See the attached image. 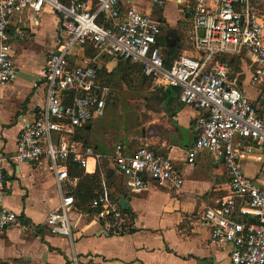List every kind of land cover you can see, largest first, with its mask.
<instances>
[{
    "label": "built area",
    "instance_id": "1",
    "mask_svg": "<svg viewBox=\"0 0 264 264\" xmlns=\"http://www.w3.org/2000/svg\"><path fill=\"white\" fill-rule=\"evenodd\" d=\"M45 9L57 15L58 28L55 47L33 84L43 87L44 104L23 128L10 160L34 163L45 158L55 174L61 199L45 216L43 224L49 233L71 234L68 213L74 199L61 193L60 187L69 180L70 166L88 172L110 161L131 182L134 192L146 189L149 181L169 185L176 193L183 185L167 155L145 146L128 152L119 143L112 154H105L79 138L83 127L105 114L111 93L93 65L70 61L74 50L89 45L112 60L139 65L155 87L176 88L180 103L198 110L196 136L187 149L186 162L193 163L200 152L207 151L221 158L229 178V193L217 207H208L200 215L209 229L208 241L229 249L230 264H264V189L242 169L248 152L264 151V118L236 87L229 65L221 61L226 55L249 57L251 84L264 86V12L253 0H191V39L197 56L179 54L167 64L157 44L158 22L134 8H119V0H70L68 4L0 0V85L17 77L9 32L12 17L28 12L29 22L36 25ZM3 162L0 156V195L5 186ZM90 207L94 217L111 228L131 225V216L105 192L96 191ZM238 210L253 220L237 221ZM10 227L25 229L27 224L0 199V230ZM68 264L79 262L73 256Z\"/></svg>",
    "mask_w": 264,
    "mask_h": 264
},
{
    "label": "crops",
    "instance_id": "2",
    "mask_svg": "<svg viewBox=\"0 0 264 264\" xmlns=\"http://www.w3.org/2000/svg\"><path fill=\"white\" fill-rule=\"evenodd\" d=\"M183 1L180 6L174 0H162V4L156 0H119V8H134L158 22L157 44L167 64L179 54L197 56L191 39V0ZM253 1L264 12V0ZM169 4L173 5V10L168 12L165 5ZM28 19V12L11 19L9 32L13 35L11 46L17 77L13 82L0 85V156L4 158L5 175L0 199L27 227L0 230V264H68L73 256L79 264H230L229 249L211 245L208 226L200 220L203 210L217 207L229 193L228 175L221 158L207 151L200 152L193 163L186 162L187 149L196 136L194 123L199 112L180 103L178 90L169 94L168 87L162 88L163 95L152 98L160 103V112L157 117L152 113L150 121L142 123L139 139L141 146L172 159L183 178L181 191L176 193L169 185L149 181L146 189L134 192L131 182L115 169L112 162L104 160L100 167L88 172L84 170L89 181L97 180L92 194L105 192L118 205L119 199L124 198L128 209L120 208L131 216V225L118 230L111 228L104 220L94 217L90 203L88 211H83L74 202L68 213L70 236L49 233L43 224L45 216L61 199L55 174L45 158L34 163L10 160L23 128L44 104L43 87L33 84L46 56L55 47L58 28L57 15L48 9L40 16L38 24L33 25ZM180 19L189 21L188 28L187 25L181 27ZM171 33L190 40L175 43L168 38ZM75 55H81V50H74L70 61ZM225 57H231L230 63H226L236 87L248 97L257 115L264 118V103L260 102L264 100V86L251 84L249 57ZM103 82L109 86L106 80ZM93 121L78 134L84 143L105 154H112L118 143L128 152L133 150L125 142L112 144L110 152L97 142L90 144L84 136L92 129ZM242 169L264 189V151L253 149L248 152L242 159ZM78 180V176L69 174V180L60 185L61 193L73 195ZM234 218L237 221L253 220L250 214L239 210Z\"/></svg>",
    "mask_w": 264,
    "mask_h": 264
},
{
    "label": "rangeland",
    "instance_id": "3",
    "mask_svg": "<svg viewBox=\"0 0 264 264\" xmlns=\"http://www.w3.org/2000/svg\"><path fill=\"white\" fill-rule=\"evenodd\" d=\"M174 1L180 6L184 2L183 0ZM165 9L168 12L172 11L173 5H165ZM179 22L181 27L187 25L188 28L189 21H183V19L181 21L180 19ZM184 22L186 23L184 24ZM168 38L175 43H180L181 40L183 43L190 40L187 37L180 38L178 33H171ZM80 50L81 55H75L74 59H71V63L95 66L97 73L108 82L112 90V98L107 103L104 116L93 121L92 129L87 131L84 137L88 139L90 144L97 142L99 146L104 145L108 151L109 147L116 142H125L132 149L141 146L142 143L139 139L142 130L141 125L150 121L152 113L157 117L160 112V103L152 98L163 95L162 88L155 87L151 80L144 78L140 68L136 65L117 61L110 63L111 59L89 45ZM126 66L132 67L129 72L127 70L128 75L123 76L120 68ZM147 98H149L148 101H146ZM83 172L86 174L84 170Z\"/></svg>",
    "mask_w": 264,
    "mask_h": 264
},
{
    "label": "trees",
    "instance_id": "4",
    "mask_svg": "<svg viewBox=\"0 0 264 264\" xmlns=\"http://www.w3.org/2000/svg\"><path fill=\"white\" fill-rule=\"evenodd\" d=\"M230 60H231V57H228V58H226L225 56L221 57V61L230 63ZM117 62L126 63L128 65H136L140 68V66L137 64H130L128 62L121 61V60H118ZM131 67L132 66H126L124 68H120L122 75L123 76L128 75V72L131 70L130 69ZM127 70H128V72H127ZM98 76L100 77L99 74H98ZM106 76H107V74H106ZM144 78H146V77H144ZM102 82H103V80H102ZM106 85H107V83H106ZM166 89H167V92L169 94H175L176 88L168 87ZM68 172H69V174H73V175H76L79 177L77 186L75 187V190L72 192L73 193L72 196H73L76 207L80 210L88 211V204L90 203L91 199L95 196L92 193H93V188H95V185L97 183V180L91 179V181H89V179H88L89 175L85 174L83 172V169L79 166H70L68 168Z\"/></svg>",
    "mask_w": 264,
    "mask_h": 264
},
{
    "label": "water",
    "instance_id": "5",
    "mask_svg": "<svg viewBox=\"0 0 264 264\" xmlns=\"http://www.w3.org/2000/svg\"><path fill=\"white\" fill-rule=\"evenodd\" d=\"M200 34H202V32H200ZM260 102H261V103H264V100L261 99ZM119 205H120V207H121L122 209H124V210H127V209H128V205H127V203H126V201H125L124 198H120V199H119Z\"/></svg>",
    "mask_w": 264,
    "mask_h": 264
}]
</instances>
